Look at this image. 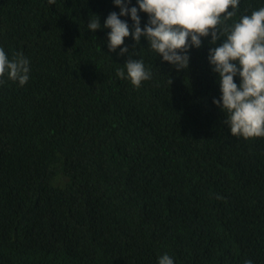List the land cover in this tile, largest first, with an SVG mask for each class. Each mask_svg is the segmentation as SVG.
<instances>
[{
  "label": "trees",
  "instance_id": "1",
  "mask_svg": "<svg viewBox=\"0 0 264 264\" xmlns=\"http://www.w3.org/2000/svg\"><path fill=\"white\" fill-rule=\"evenodd\" d=\"M112 11L0 0V46L31 61L0 85V264H264V137L231 136L204 47L180 73L128 37L153 78H118L129 55L86 28Z\"/></svg>",
  "mask_w": 264,
  "mask_h": 264
},
{
  "label": "clouds",
  "instance_id": "2",
  "mask_svg": "<svg viewBox=\"0 0 264 264\" xmlns=\"http://www.w3.org/2000/svg\"><path fill=\"white\" fill-rule=\"evenodd\" d=\"M119 12L112 11L103 22L89 18L88 30L109 29L107 47L117 55H129L116 76L139 88L153 78L143 58H131L125 39L135 44L148 42L158 62L173 71L187 70L193 48L204 47L212 71L216 74L219 98L213 104L224 114L231 136L243 139L264 137V7L250 14L237 10L241 0H112ZM54 3V0H49ZM140 13L147 14L141 21ZM131 20V26L127 19ZM231 21V23H229ZM208 37L210 39H208ZM207 39V46H202ZM222 41V42H221ZM119 64V63H117ZM31 76V61L23 53L13 56L0 46V85L6 80L24 86ZM157 264H176L167 252L157 256ZM246 264H252L247 261Z\"/></svg>",
  "mask_w": 264,
  "mask_h": 264
}]
</instances>
